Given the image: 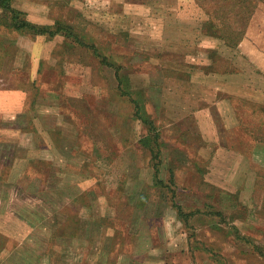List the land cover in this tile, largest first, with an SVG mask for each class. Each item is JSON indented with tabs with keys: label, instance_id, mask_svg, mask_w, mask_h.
Returning a JSON list of instances; mask_svg holds the SVG:
<instances>
[{
	"label": "rangeland",
	"instance_id": "obj_1",
	"mask_svg": "<svg viewBox=\"0 0 264 264\" xmlns=\"http://www.w3.org/2000/svg\"><path fill=\"white\" fill-rule=\"evenodd\" d=\"M0 264H264V0H0Z\"/></svg>",
	"mask_w": 264,
	"mask_h": 264
}]
</instances>
